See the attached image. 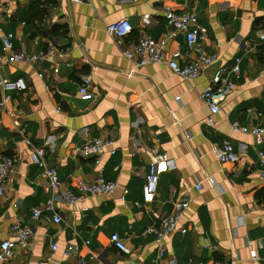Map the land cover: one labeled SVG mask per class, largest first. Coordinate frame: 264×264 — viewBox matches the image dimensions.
<instances>
[{
  "label": "crops",
  "instance_id": "1",
  "mask_svg": "<svg viewBox=\"0 0 264 264\" xmlns=\"http://www.w3.org/2000/svg\"><path fill=\"white\" fill-rule=\"evenodd\" d=\"M36 1L45 10L40 21L35 0H0V49L8 33L15 52L40 54L48 44L55 49L44 62L0 68L2 80L25 84L24 90L0 85V154L15 163L0 194V241H13L16 221L33 232L28 250L14 246L0 264H264V143L231 130L233 122H264V0ZM168 8L194 13L208 34L202 48L217 55L194 79H181L167 65L175 50L180 66L196 56L184 33L166 24ZM121 19L131 32L108 35L106 26ZM144 37L163 43L165 59L136 67L123 52ZM219 68L234 89L211 114L200 94ZM83 76L90 81L88 101L78 91ZM89 138L112 140L114 154L105 150L98 163L78 157L75 148ZM224 140L237 154L234 163L219 162L213 152ZM37 147L65 188L102 177L115 189L74 205L54 200L59 223L34 220V208L50 218L44 204L54 199L30 158ZM149 173L158 175L157 191L152 203L143 204ZM177 201L188 202L179 222L186 232L165 237L160 254L154 236L144 231L159 226ZM112 234L128 253L111 244Z\"/></svg>",
  "mask_w": 264,
  "mask_h": 264
},
{
  "label": "built area",
  "instance_id": "2",
  "mask_svg": "<svg viewBox=\"0 0 264 264\" xmlns=\"http://www.w3.org/2000/svg\"><path fill=\"white\" fill-rule=\"evenodd\" d=\"M74 3H81L84 0H71ZM166 24L173 28L176 32H182L185 35L186 46L195 52L196 56L188 61L185 65L180 66L177 63V58L180 56V51L175 50L171 53L168 60V67L170 70L178 75L183 80H190L198 77L209 66H211L216 60L217 55L215 53H208L202 45L205 44V40L208 36L207 31L197 25V17L194 13L180 12L176 13L172 9L165 10L164 13ZM132 30L131 25L126 19L117 20L106 26L105 31L110 36L122 38L127 36ZM13 35L11 33L2 35L0 49V68L10 62H25L28 64H34L37 61L44 62L51 58L55 53V49L51 44H48L45 52L40 54L28 55L24 52H15L12 49ZM259 39L264 41V33L259 34ZM163 43H154L149 38L144 37L140 39L134 46L126 49L123 55L126 59L134 62L136 67L145 66L152 63H160L165 59ZM239 59H236L235 64L231 67L230 72L237 74L239 71ZM227 71L224 68H219L215 71L211 78V85L203 90L200 94V98L203 103L208 107L211 114H215L219 111L221 104L227 98V96L233 91V83L225 75ZM40 77L41 75L38 74ZM89 78L83 76L80 80L78 91L80 99L88 101L92 98L91 92L88 90ZM0 85L4 89H16L24 90L25 84L22 80L18 79L13 82L2 80L0 78ZM232 132L248 133L253 136L256 144L264 143V122L259 126L244 127L238 122L231 123ZM113 141L105 138H89L84 140L78 147L75 148V153L82 159L90 157L95 158V163L99 162V155L105 150H108L110 154H114ZM213 152L219 162H231L237 161V154L234 152L232 145L224 140L220 146L213 147ZM260 161L264 164V155L259 153ZM45 150L43 147H37L30 155L31 161L36 164L41 170V175L38 176L40 184L45 192L53 193L54 199L47 200L44 204V209L51 212L52 215L46 217L42 214V209L34 208L32 210V218L39 220L40 218H47L53 223H59L61 220L60 215L55 212L53 201H59L67 205H74L80 202L86 195H106L112 192L116 184L112 181H107L102 177H97L91 182L81 181L74 187L73 190H69L64 187L63 183L58 179V176L54 169L47 168L44 163ZM161 160L160 157H157ZM170 168V166H169ZM15 169V163L10 157L0 154V194L3 192L5 183L9 180ZM42 181H41V178ZM158 185V175L155 173H149L144 178V183L141 189V196L143 204H150L154 201ZM197 189H200L199 185ZM126 191H124V194ZM188 207L187 201L173 202L172 210L169 215L164 217L159 226H150L144 231V235L154 236L155 241L159 244L160 254L164 251L162 241L165 237L171 233L179 231L185 233L186 229L179 227V222L183 215L184 210ZM13 233L14 239L0 241V262L8 260L13 255V247L17 246L21 249H29L33 232L30 227L23 226L16 221L10 229ZM111 244L119 251L128 253V249L123 242L117 236L112 234L110 236ZM250 246V243H249ZM249 256L251 259L256 258V251L250 249ZM79 261L78 263H80ZM197 264H229L220 261H200ZM232 264V263H230Z\"/></svg>",
  "mask_w": 264,
  "mask_h": 264
},
{
  "label": "trees",
  "instance_id": "3",
  "mask_svg": "<svg viewBox=\"0 0 264 264\" xmlns=\"http://www.w3.org/2000/svg\"><path fill=\"white\" fill-rule=\"evenodd\" d=\"M43 3H45V5H50V6H53L54 5V1L53 0H45ZM39 4L40 2L36 1L33 3V7L34 9L38 12L39 14V17L37 18L38 21L41 20L42 16L44 15L45 13V10L42 8L40 9L39 8Z\"/></svg>",
  "mask_w": 264,
  "mask_h": 264
}]
</instances>
